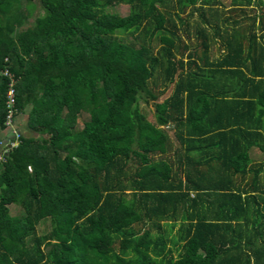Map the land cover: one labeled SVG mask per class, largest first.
<instances>
[{
	"label": "trees",
	"instance_id": "1",
	"mask_svg": "<svg viewBox=\"0 0 264 264\" xmlns=\"http://www.w3.org/2000/svg\"><path fill=\"white\" fill-rule=\"evenodd\" d=\"M253 1L0 0V264H264Z\"/></svg>",
	"mask_w": 264,
	"mask_h": 264
},
{
	"label": "rangeland",
	"instance_id": "2",
	"mask_svg": "<svg viewBox=\"0 0 264 264\" xmlns=\"http://www.w3.org/2000/svg\"><path fill=\"white\" fill-rule=\"evenodd\" d=\"M222 1V4H214L213 5V8H215V7H217L219 10L220 9H223V8H225V9H227V8H229V7H231V5H230V3H231V0H221ZM256 2H257V0H254L253 2H252V4L251 5H249L248 7H246V12L248 13V15H252V14H254V13H259L260 12V9L258 8V6H257V4H256ZM23 3H24V1H23ZM177 10H178V7H175ZM38 9H39V6H36L35 8H34V10H33V15L34 14H36V12L38 11ZM110 10L111 11H118L119 13H122V14H126L127 12H128V6L127 5H117V6H112L111 8H110ZM182 16H185L186 15V13H180ZM226 14H229L227 11H226ZM175 18V20L178 22V20H177V18L176 17H174ZM196 19H198L197 18V16H196V13H195V15L193 16V17H191V18H189L188 20H189V22L191 23V24H194V21L196 20ZM182 34V33H181ZM182 36H183V38L185 39V41H187V42H191L190 40H188L186 37H184V35L182 34ZM191 38H192V36H191ZM212 55H215V53H212ZM165 96H167V92H165V93H162L161 95H160V97H159V100H162V99H164V97ZM140 107H141V109L144 111V112H146V114H147V117H148V119H151V117H152V115H151V110L152 111H154V103H153V100H149L147 103L146 102H144V101H141L140 102ZM18 119H17V121H22V124L24 123V118H25V112L23 113V114H21V113H19V117H17ZM87 118V115L85 114V115H83V116H81V119L80 120H78V123H77V126L78 127H80L81 126V122H82V120L83 119H86ZM23 119V120H22ZM21 124V123H20ZM22 128V127H21ZM20 128V129H21ZM23 129V128H22ZM169 130V129H168ZM3 131V130H2ZM2 131H0V132H2ZM169 134L170 135H174L173 134V130H169ZM171 136V137H172ZM174 137V136H173ZM172 137V138H173ZM4 139L5 138H2V140L4 141ZM9 144V143H8ZM2 144H0V146H1ZM250 156L254 159V160H257V161H261V160H264V155H263V153L262 152H260L257 148H255V147H253L252 149H251V151H250ZM10 212L12 213V214H15V213H18V212H20V207L19 206H17V205H11L10 206ZM177 226L178 225H175V227L172 229V231H171V235H174L175 233H176V229H177ZM167 246H170V243L168 242V244H167ZM172 246V245H171Z\"/></svg>",
	"mask_w": 264,
	"mask_h": 264
},
{
	"label": "built area",
	"instance_id": "3",
	"mask_svg": "<svg viewBox=\"0 0 264 264\" xmlns=\"http://www.w3.org/2000/svg\"><path fill=\"white\" fill-rule=\"evenodd\" d=\"M4 74H7V71L4 70L3 71ZM7 95H8V102L7 104L9 106L13 105L14 103V89L12 87L9 88L8 92H7ZM5 124L8 126V128H11L12 129V125H13V120H12V112L10 111L9 114L7 115V118L5 120ZM14 127V126H13ZM13 131V129H12ZM9 145H13V141H10L8 142Z\"/></svg>",
	"mask_w": 264,
	"mask_h": 264
},
{
	"label": "crops",
	"instance_id": "4",
	"mask_svg": "<svg viewBox=\"0 0 264 264\" xmlns=\"http://www.w3.org/2000/svg\"><path fill=\"white\" fill-rule=\"evenodd\" d=\"M25 119H26V115H25V118H24V120H23V119H22V120L25 122ZM0 133H1V132H0Z\"/></svg>",
	"mask_w": 264,
	"mask_h": 264
}]
</instances>
